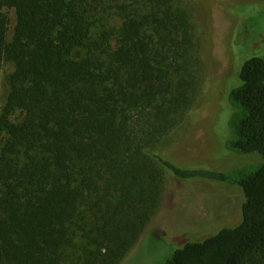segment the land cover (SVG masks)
Masks as SVG:
<instances>
[{
	"label": "trees",
	"instance_id": "16d2710c",
	"mask_svg": "<svg viewBox=\"0 0 264 264\" xmlns=\"http://www.w3.org/2000/svg\"><path fill=\"white\" fill-rule=\"evenodd\" d=\"M190 43L179 0H0V264H120L167 173L237 184L245 200L235 226L164 264H264V56L229 90L226 141L262 162L185 168L155 150L196 91Z\"/></svg>",
	"mask_w": 264,
	"mask_h": 264
},
{
	"label": "rangeland",
	"instance_id": "374dc122",
	"mask_svg": "<svg viewBox=\"0 0 264 264\" xmlns=\"http://www.w3.org/2000/svg\"><path fill=\"white\" fill-rule=\"evenodd\" d=\"M179 2L192 34L182 62L196 91L189 90V99L173 128L160 137L156 152L185 168L230 170L262 162L258 154L229 151L226 141L233 136L229 90L239 83L247 58L264 56V0ZM5 91L0 76V108ZM244 200L237 184L167 173L159 211L120 264H164L176 249L193 241L190 238L235 226Z\"/></svg>",
	"mask_w": 264,
	"mask_h": 264
}]
</instances>
